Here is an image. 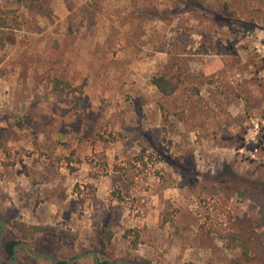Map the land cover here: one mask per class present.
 I'll use <instances>...</instances> for the list:
<instances>
[{
	"label": "rangeland",
	"instance_id": "obj_1",
	"mask_svg": "<svg viewBox=\"0 0 264 264\" xmlns=\"http://www.w3.org/2000/svg\"><path fill=\"white\" fill-rule=\"evenodd\" d=\"M263 25L264 0H0V212L67 233L19 242L56 264L107 229L100 264H233L200 225L255 215L234 188L264 190ZM163 73L182 81L167 119Z\"/></svg>",
	"mask_w": 264,
	"mask_h": 264
},
{
	"label": "trees",
	"instance_id": "obj_2",
	"mask_svg": "<svg viewBox=\"0 0 264 264\" xmlns=\"http://www.w3.org/2000/svg\"><path fill=\"white\" fill-rule=\"evenodd\" d=\"M198 6V5H197ZM210 9H208L209 11ZM211 12H213L211 10ZM215 14L218 16H223L220 10L216 11ZM234 19V21H239L238 17H229ZM229 19L228 21H230ZM264 26V25H263ZM58 45L53 44L51 47V56L58 54ZM52 60L54 62L55 59ZM181 79L176 75L170 73H163L154 75L151 78L152 86L158 91L162 96L159 101V107L162 110L163 118L167 119L165 114L166 105H168L167 99L174 96L181 84ZM52 90L55 93H70L75 91L71 83L67 80L60 78H53L51 81ZM179 119L183 118V112L177 113ZM235 193L245 198L246 200L252 202L256 208L257 212L255 215H235L227 212L224 214V220L217 227L212 230L206 229L205 225H200V246H210L212 245V239H208L210 234L223 242H225L228 248L239 249V255L233 260V264H264V190L249 188L245 185H238L234 188ZM0 220L4 225L10 226L16 233H18L19 239L17 240H5L4 235L1 240V259L2 262L6 263L8 260L12 259L13 247L19 243L20 240H31L37 236H42L46 234H51L56 236V239H62L67 241V233L60 232L57 233L56 229L49 226H39V225H29L20 220L9 218L6 214L0 212ZM112 233L105 229L102 231V235L98 238L97 246L92 250L96 254L104 252L106 249L107 242H110ZM209 240L208 244L205 245L206 241ZM6 256V257H5ZM25 257H30L25 253ZM46 261V260H45ZM147 264L148 261H142ZM65 262H57L56 264H64ZM128 264H131L127 262ZM102 264H106L105 262Z\"/></svg>",
	"mask_w": 264,
	"mask_h": 264
},
{
	"label": "water",
	"instance_id": "obj_3",
	"mask_svg": "<svg viewBox=\"0 0 264 264\" xmlns=\"http://www.w3.org/2000/svg\"><path fill=\"white\" fill-rule=\"evenodd\" d=\"M3 230H4V224L3 222L0 220V245H1V239H2V234H3ZM19 247H23L24 250L26 251V253L33 257V258H46L48 259L50 264H55L54 260L47 254H34L27 243L25 242H19L17 243L14 247H13V259L9 264H14V262L16 261L17 258V248ZM88 257H92L94 259L95 264H100L97 258V255L94 252H88V253H82V254H78L76 256H74L73 258L67 260L65 262V264H72L73 262L79 260V259H83V258H88ZM0 264H3L1 262V257H0ZM108 264H126L123 261H116V262H111Z\"/></svg>",
	"mask_w": 264,
	"mask_h": 264
},
{
	"label": "flooded vegetation",
	"instance_id": "obj_4",
	"mask_svg": "<svg viewBox=\"0 0 264 264\" xmlns=\"http://www.w3.org/2000/svg\"><path fill=\"white\" fill-rule=\"evenodd\" d=\"M1 246V245H0ZM12 258H13V256H12ZM66 262V261H65ZM65 264V263H64Z\"/></svg>",
	"mask_w": 264,
	"mask_h": 264
}]
</instances>
